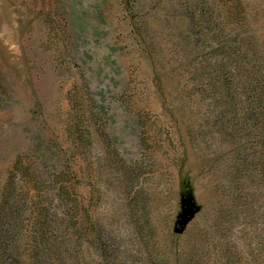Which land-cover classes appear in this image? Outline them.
Masks as SVG:
<instances>
[{"label": "rangeland", "instance_id": "obj_1", "mask_svg": "<svg viewBox=\"0 0 264 264\" xmlns=\"http://www.w3.org/2000/svg\"><path fill=\"white\" fill-rule=\"evenodd\" d=\"M9 192L0 264H264V0H0Z\"/></svg>", "mask_w": 264, "mask_h": 264}, {"label": "trees", "instance_id": "obj_2", "mask_svg": "<svg viewBox=\"0 0 264 264\" xmlns=\"http://www.w3.org/2000/svg\"><path fill=\"white\" fill-rule=\"evenodd\" d=\"M260 106V105H259ZM259 106H256V107H259ZM260 110H262L263 109V107H261V108H259ZM16 176V175H15ZM13 186H11V188H12ZM12 190V189H11ZM11 190H10V192H11ZM10 192H9V194H8V196H6V201H5V204H8L7 206H2V207H0V216H1V214H3L2 216H3V218H7L6 220H9L10 219V221H12V219L13 218H15L16 216H18V213H19V210H20V208H17V207H15L14 205H12L13 204V202H11V203H9V200H8V198L10 197ZM15 202V201H14ZM41 221V220H40ZM40 221H39V217L36 215L35 217H34V219H33V221H32V226H33V229L32 230H38V226H39V223H40ZM41 226H44V224H42L41 225V223H40V227Z\"/></svg>", "mask_w": 264, "mask_h": 264}]
</instances>
